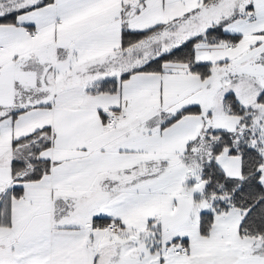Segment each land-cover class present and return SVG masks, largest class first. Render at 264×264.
<instances>
[{
	"label": "snow or ice",
	"instance_id": "snow-or-ice-1",
	"mask_svg": "<svg viewBox=\"0 0 264 264\" xmlns=\"http://www.w3.org/2000/svg\"><path fill=\"white\" fill-rule=\"evenodd\" d=\"M0 264H264V0H0Z\"/></svg>",
	"mask_w": 264,
	"mask_h": 264
}]
</instances>
